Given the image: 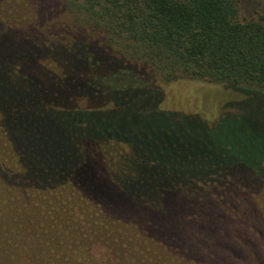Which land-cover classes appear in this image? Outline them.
Returning a JSON list of instances; mask_svg holds the SVG:
<instances>
[{"label":"trees","instance_id":"16d2710c","mask_svg":"<svg viewBox=\"0 0 264 264\" xmlns=\"http://www.w3.org/2000/svg\"><path fill=\"white\" fill-rule=\"evenodd\" d=\"M219 85L264 96V0H0V264H264V117Z\"/></svg>","mask_w":264,"mask_h":264},{"label":"rangeland","instance_id":"374dc122","mask_svg":"<svg viewBox=\"0 0 264 264\" xmlns=\"http://www.w3.org/2000/svg\"><path fill=\"white\" fill-rule=\"evenodd\" d=\"M36 2H39V0H29V6L36 7ZM196 83L194 84L197 85ZM205 87L207 86L205 85ZM194 89L190 86V90ZM198 98L202 99L201 106H205V110L209 111L210 122H214L224 112H233L235 107L237 111L239 109L242 112L257 113L256 116L264 117V96L262 94H247L246 96L243 93L219 85L216 87L209 86L202 98L200 96ZM256 203L264 217V193L256 197ZM143 250L144 257L149 264H184L178 262L175 257L167 255L164 250L156 247L151 241L144 246Z\"/></svg>","mask_w":264,"mask_h":264}]
</instances>
